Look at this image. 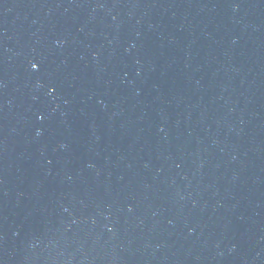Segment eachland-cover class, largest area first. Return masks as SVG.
Here are the masks:
<instances>
[{
    "label": "water",
    "instance_id": "95a60500",
    "mask_svg": "<svg viewBox=\"0 0 264 264\" xmlns=\"http://www.w3.org/2000/svg\"><path fill=\"white\" fill-rule=\"evenodd\" d=\"M0 264H264V0H0Z\"/></svg>",
    "mask_w": 264,
    "mask_h": 264
}]
</instances>
